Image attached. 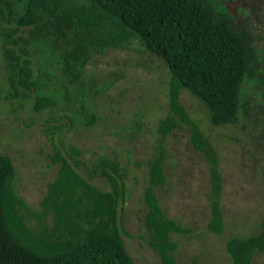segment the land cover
<instances>
[{
    "label": "trees",
    "instance_id": "obj_1",
    "mask_svg": "<svg viewBox=\"0 0 264 264\" xmlns=\"http://www.w3.org/2000/svg\"><path fill=\"white\" fill-rule=\"evenodd\" d=\"M132 39L160 57L170 72L169 110L158 120L148 159L142 222L145 243L160 264H180L171 234L191 229L167 216L156 192L166 180L164 140L179 123L188 126L192 147L208 163L206 229L221 233L218 155L179 101V93L186 89L198 98L214 125L234 123L240 112L246 115L249 101L242 98L241 89L253 76L257 55L246 27L216 9L211 0H0L3 98L21 103L38 89L34 47L56 59L62 76L75 83L94 52L123 47ZM53 102L50 95L37 94L32 109L39 111ZM78 113L87 124L96 118L84 104ZM58 130L50 131L51 137ZM49 159L56 165L54 176L38 208L31 209L15 191L11 158L0 153V264H135L122 236L127 187L120 162L103 155L89 164L73 144L63 151L55 149ZM99 176L106 188L93 182ZM225 250L231 264H253L255 252L264 251V217L257 232L230 236Z\"/></svg>",
    "mask_w": 264,
    "mask_h": 264
},
{
    "label": "rangeland",
    "instance_id": "obj_2",
    "mask_svg": "<svg viewBox=\"0 0 264 264\" xmlns=\"http://www.w3.org/2000/svg\"><path fill=\"white\" fill-rule=\"evenodd\" d=\"M211 2L250 32L256 66L241 89L242 98L249 101L248 113L240 112L234 123L211 124L198 98L186 89L179 93V101L217 152L224 219L221 233L206 229L210 215L208 163L192 147L188 126L179 123L164 140L166 180L156 192L167 216L191 229L171 234L180 264H231L226 240L257 232L264 217V0ZM31 57L38 89L21 103L4 99L6 80L0 46V153L12 160L16 193L29 208L37 209L56 170L49 155L55 149L63 151L68 144L82 149L89 164L103 155L117 159L127 187L121 212L125 247L135 264H160L145 243L142 192L158 136L157 123L169 110L170 72L166 64L132 39L123 47L94 52L80 80L69 83L56 59L41 47H34ZM37 94L50 95L53 105L34 111ZM82 104L95 114L92 123H85L78 113ZM56 127L58 133L51 137L50 131ZM93 182L101 188L107 186L101 176ZM253 264H264V251L255 252Z\"/></svg>",
    "mask_w": 264,
    "mask_h": 264
}]
</instances>
